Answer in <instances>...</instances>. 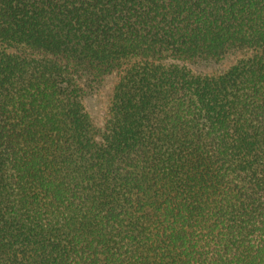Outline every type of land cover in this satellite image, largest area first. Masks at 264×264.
<instances>
[{"label": "trees", "instance_id": "16d2710c", "mask_svg": "<svg viewBox=\"0 0 264 264\" xmlns=\"http://www.w3.org/2000/svg\"><path fill=\"white\" fill-rule=\"evenodd\" d=\"M0 264H264V0H0Z\"/></svg>", "mask_w": 264, "mask_h": 264}, {"label": "rangeland", "instance_id": "374dc122", "mask_svg": "<svg viewBox=\"0 0 264 264\" xmlns=\"http://www.w3.org/2000/svg\"><path fill=\"white\" fill-rule=\"evenodd\" d=\"M234 59V56H228L219 62L196 64L193 66V70L207 74H220L234 62ZM115 83L116 77L114 75L107 77L85 100L87 108L94 117V120L99 124L103 122V117Z\"/></svg>", "mask_w": 264, "mask_h": 264}]
</instances>
